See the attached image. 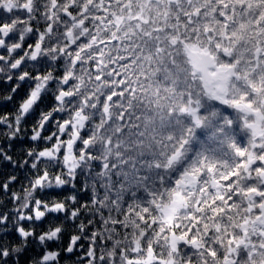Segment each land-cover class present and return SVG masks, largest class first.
<instances>
[{
	"label": "clouds",
	"instance_id": "obj_1",
	"mask_svg": "<svg viewBox=\"0 0 264 264\" xmlns=\"http://www.w3.org/2000/svg\"><path fill=\"white\" fill-rule=\"evenodd\" d=\"M217 6L192 23L173 11L157 49L121 0H0V143L18 178L0 264H264V27L248 19L264 4L229 39ZM237 169L229 193L217 178Z\"/></svg>",
	"mask_w": 264,
	"mask_h": 264
},
{
	"label": "trees",
	"instance_id": "obj_2",
	"mask_svg": "<svg viewBox=\"0 0 264 264\" xmlns=\"http://www.w3.org/2000/svg\"><path fill=\"white\" fill-rule=\"evenodd\" d=\"M125 2L128 5L127 12L129 13V19L137 22L141 26V30L149 24L152 25L150 31L148 33H144V40L149 43L155 41L154 46L157 49L160 47V34L172 30L169 27H165V24L168 22V19L173 11L177 12L178 16L173 17L171 23H177L178 20H187L189 23H192L193 20H199L202 18V14L205 11V7H203V5L208 2L216 3L218 6L213 11V15L218 16L223 22L226 29L225 38L229 39L231 36L236 35L235 33H230L228 31L229 26L237 24V27L240 29H246L248 25L243 19V16L248 15L251 11L252 5L259 6L264 4V0H198L196 7L193 8V6H185L184 0H121V3ZM108 3L110 5L112 0H108ZM225 5L227 7H225ZM222 8L224 10L221 13ZM186 12L190 13V15H185ZM151 13H155V17ZM248 19L252 21V26L255 29L258 30L261 27H264V12H260L255 19H252L251 16H249ZM180 26L181 25L177 24V28ZM129 42L132 43V41ZM259 48L260 46L258 44V49ZM254 60L255 66L258 67L260 61L264 60V49L260 50V53L256 55ZM146 64L148 66H152L151 57L146 58ZM240 103H244L243 100ZM241 142H243V137H241ZM217 167H219L221 172L224 171L223 167H220L219 163ZM238 174V169L234 172H229L227 175L217 178V183L221 187H225L227 191L231 193V181L235 180ZM233 199H235V197H233ZM225 200H227V197L223 192H221V194L210 203L214 206ZM231 203L232 201L228 200V208H214V212L219 215L225 211H231ZM197 206L199 207V205ZM125 207H127V204H125ZM259 215L260 213L257 212V216ZM125 231H127V229H125ZM230 239L234 244L236 237L233 235ZM216 247H220V245H216ZM189 251H191V249H189ZM206 255H210L213 258H216L219 255L220 258H224L223 252L217 254L216 252L209 250V253ZM126 257V264H139V257L135 252H126Z\"/></svg>",
	"mask_w": 264,
	"mask_h": 264
},
{
	"label": "snow or ice",
	"instance_id": "obj_3",
	"mask_svg": "<svg viewBox=\"0 0 264 264\" xmlns=\"http://www.w3.org/2000/svg\"><path fill=\"white\" fill-rule=\"evenodd\" d=\"M0 27H7V25L0 24ZM2 51V50H0ZM43 71V69H41ZM30 75L28 72H21L20 78L21 80L25 81L27 83V77ZM35 75V74H33ZM38 78V76H37ZM4 107L0 106V111H4ZM8 127V125L0 124V135H2L5 131V129ZM17 131H20L19 127H17ZM15 150V145H5L3 143H0V177H8L9 182L3 183L0 181V196H2L4 193H8L10 196L12 195V188L15 185L18 178L12 176V174L9 172V169L14 167L12 160H13V152ZM31 167V165H29ZM46 179H50L49 173L47 170H41L38 174L33 175L34 180V187H40L43 185L44 181ZM57 180L60 179L59 176L56 177ZM14 198V197H13ZM44 201H37L35 205L31 207V211L27 216V220H31L34 216L44 213ZM57 207H63L62 205H58ZM21 219H24L22 216ZM8 223V218L5 217L3 213H0V227H3ZM71 251V249H69ZM6 254L0 250V257L5 256ZM57 258H58V254ZM87 259L91 260L93 257L87 256L85 254ZM42 264H56V261L53 259H49V254H44L41 256Z\"/></svg>",
	"mask_w": 264,
	"mask_h": 264
},
{
	"label": "rangeland",
	"instance_id": "obj_4",
	"mask_svg": "<svg viewBox=\"0 0 264 264\" xmlns=\"http://www.w3.org/2000/svg\"><path fill=\"white\" fill-rule=\"evenodd\" d=\"M185 6H193V8L196 7V4L198 3V0H184ZM261 48L257 49V54L260 53ZM230 71V69H229ZM219 87V85H217ZM237 107H244V108H252L251 104H244V103H239L237 104ZM232 257H229L231 259Z\"/></svg>",
	"mask_w": 264,
	"mask_h": 264
},
{
	"label": "water",
	"instance_id": "obj_5",
	"mask_svg": "<svg viewBox=\"0 0 264 264\" xmlns=\"http://www.w3.org/2000/svg\"><path fill=\"white\" fill-rule=\"evenodd\" d=\"M213 75H215V74H213Z\"/></svg>",
	"mask_w": 264,
	"mask_h": 264
}]
</instances>
